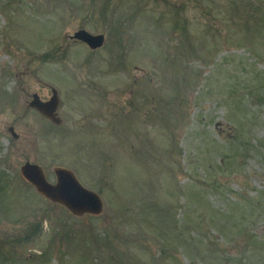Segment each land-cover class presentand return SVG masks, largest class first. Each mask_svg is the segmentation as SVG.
Listing matches in <instances>:
<instances>
[{"label":"rangeland","instance_id":"obj_1","mask_svg":"<svg viewBox=\"0 0 264 264\" xmlns=\"http://www.w3.org/2000/svg\"><path fill=\"white\" fill-rule=\"evenodd\" d=\"M262 91L264 0H0V264H264Z\"/></svg>","mask_w":264,"mask_h":264},{"label":"water","instance_id":"obj_2","mask_svg":"<svg viewBox=\"0 0 264 264\" xmlns=\"http://www.w3.org/2000/svg\"><path fill=\"white\" fill-rule=\"evenodd\" d=\"M71 38L86 44L91 50L100 48L105 39L104 34H91L83 28L75 31ZM32 97L31 106L53 123L60 124L61 119L56 114L59 100L55 90H52V95L47 101L40 100L36 94ZM13 136H15L14 133ZM53 172L55 182L51 183L37 163L26 161L20 167L22 178L32 185L38 194L51 202L64 206L70 213L74 215L97 214L101 211L102 202L99 195L83 186L72 170L55 167Z\"/></svg>","mask_w":264,"mask_h":264},{"label":"trees","instance_id":"obj_3","mask_svg":"<svg viewBox=\"0 0 264 264\" xmlns=\"http://www.w3.org/2000/svg\"><path fill=\"white\" fill-rule=\"evenodd\" d=\"M264 91H262L261 93H263Z\"/></svg>","mask_w":264,"mask_h":264},{"label":"flooded vegetation","instance_id":"obj_4","mask_svg":"<svg viewBox=\"0 0 264 264\" xmlns=\"http://www.w3.org/2000/svg\"><path fill=\"white\" fill-rule=\"evenodd\" d=\"M47 101V100H46ZM61 123V122H60Z\"/></svg>","mask_w":264,"mask_h":264}]
</instances>
